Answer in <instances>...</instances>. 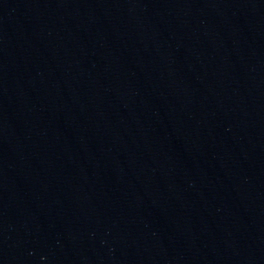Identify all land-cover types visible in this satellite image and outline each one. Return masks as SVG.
Returning <instances> with one entry per match:
<instances>
[{
  "label": "water",
  "instance_id": "95a60500",
  "mask_svg": "<svg viewBox=\"0 0 264 264\" xmlns=\"http://www.w3.org/2000/svg\"><path fill=\"white\" fill-rule=\"evenodd\" d=\"M0 264H264V0H0Z\"/></svg>",
  "mask_w": 264,
  "mask_h": 264
}]
</instances>
